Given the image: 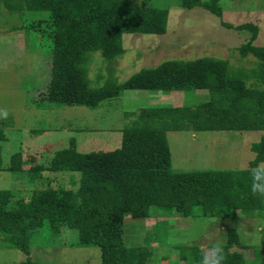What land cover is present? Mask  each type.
<instances>
[{
	"label": "trees",
	"instance_id": "trees-1",
	"mask_svg": "<svg viewBox=\"0 0 264 264\" xmlns=\"http://www.w3.org/2000/svg\"><path fill=\"white\" fill-rule=\"evenodd\" d=\"M179 1L184 8L200 6L222 16L219 0ZM0 8L11 13H48L11 27L35 30L49 51L50 78L46 92L36 97L37 105L47 101L95 107L124 89L208 92L207 100L195 104L142 107L130 112L134 119L125 126L119 148L81 153L71 138L68 147L54 153L48 166L35 164L27 170L23 164L28 160L21 151L12 153L3 167L1 143L7 137L0 122V170L24 174L32 183L43 171L79 173L75 190L36 186L26 200L17 190L0 189V248L24 252L26 258L18 264H37L30 258L29 243L39 227L51 235L63 228L77 230L79 243L98 247L101 264H169L154 263L149 247L125 244L128 213L148 218L155 207L190 216L198 207L203 217H235L240 212L262 213L264 217V196L251 193L247 171L264 162V137L252 143L254 158L247 168L187 171L170 169L165 137L168 129H264V45L253 43L258 34L256 24L223 23L227 28L250 31L249 39L237 48L241 58H253L248 69H234L227 60L211 56L171 59L142 68L122 82L111 74L99 87H92L89 54L99 52L112 61L125 51L123 33H165L167 8L132 0H0ZM143 160L146 164L140 166ZM156 161L162 166L148 164ZM234 245L241 246L240 238L236 229L229 228L224 264H257L247 262L243 252L232 249ZM202 254L198 246H179V262L174 264H197ZM257 257L264 258L259 253Z\"/></svg>",
	"mask_w": 264,
	"mask_h": 264
},
{
	"label": "rangeland",
	"instance_id": "rangeland-1",
	"mask_svg": "<svg viewBox=\"0 0 264 264\" xmlns=\"http://www.w3.org/2000/svg\"><path fill=\"white\" fill-rule=\"evenodd\" d=\"M132 1L167 8L166 31L163 34L123 33L125 51L112 61L99 52H91L87 70L92 87H99L111 74L122 82L142 68L171 59L211 56L227 60L234 69L250 68L253 58H241L237 51L249 39L250 31L227 28L224 22L256 24L258 34L253 43L264 45V0H219L220 17L200 6L184 8L179 0ZM47 15L46 11L11 13L0 8V108L9 111L7 119H0L7 137L1 143L3 167L17 151L28 160L23 164L25 170L35 164L48 166L54 153L68 147L71 138L75 140L77 152L111 151L121 146L122 134L117 128L130 124L134 119L129 116L130 112L142 107L191 105L208 99L206 89H124L118 96L104 99L95 107L47 101L37 105V95L46 92L48 86L51 57L44 48L43 38L35 30H13L11 27ZM166 135L170 169H243L254 158L251 145L264 137V129L196 132L183 129L169 131ZM145 164L143 160L140 166ZM148 164L162 166L159 161ZM78 179V172L43 171L42 177L32 183L24 174L0 170V189L17 190L26 200L36 186L75 190ZM150 210L148 218L127 214L124 242L128 246L149 247L154 263L179 262V246L195 245L203 252L216 240L225 244L227 230L234 228L241 246L234 245L232 249L243 252L249 263L264 264V258L257 257L258 253L264 256L262 213L203 217L198 207L190 216L155 207ZM29 244L30 258L37 264H101L98 247L79 243L75 229L63 228L51 235L45 227H39L32 232ZM25 258V253L19 249L0 248V264H18Z\"/></svg>",
	"mask_w": 264,
	"mask_h": 264
},
{
	"label": "clouds",
	"instance_id": "clouds-1",
	"mask_svg": "<svg viewBox=\"0 0 264 264\" xmlns=\"http://www.w3.org/2000/svg\"><path fill=\"white\" fill-rule=\"evenodd\" d=\"M9 111L0 108V119H7ZM251 177L250 190L253 195L264 196V163L247 169ZM226 255L224 241L216 240L203 250V254L197 264H224Z\"/></svg>",
	"mask_w": 264,
	"mask_h": 264
},
{
	"label": "crops",
	"instance_id": "crops-1",
	"mask_svg": "<svg viewBox=\"0 0 264 264\" xmlns=\"http://www.w3.org/2000/svg\"><path fill=\"white\" fill-rule=\"evenodd\" d=\"M139 90V89H138ZM196 90H198V89H196ZM124 128H125V126H123L122 128H117V129H119L120 131H121V139H122V137H123V131H124ZM169 131H178V130H173V129H168V130H166L165 131V137H166V140H167V135H166V133H168ZM191 131H193V130H191ZM193 132H196V131H193ZM122 141V140H121ZM122 143V142H121ZM168 143V142H167Z\"/></svg>",
	"mask_w": 264,
	"mask_h": 264
}]
</instances>
